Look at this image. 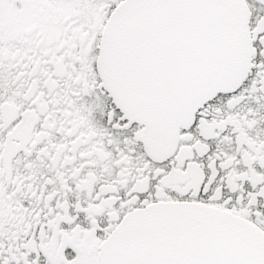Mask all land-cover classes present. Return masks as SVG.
<instances>
[{
	"label": "snow or ice",
	"instance_id": "6c2138e0",
	"mask_svg": "<svg viewBox=\"0 0 264 264\" xmlns=\"http://www.w3.org/2000/svg\"><path fill=\"white\" fill-rule=\"evenodd\" d=\"M0 264H264V0H0Z\"/></svg>",
	"mask_w": 264,
	"mask_h": 264
}]
</instances>
